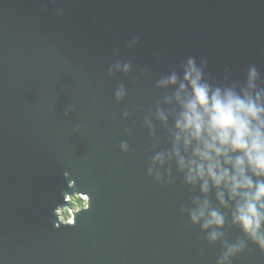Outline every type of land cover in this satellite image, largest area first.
Wrapping results in <instances>:
<instances>
[{
	"label": "water",
	"instance_id": "95a60500",
	"mask_svg": "<svg viewBox=\"0 0 264 264\" xmlns=\"http://www.w3.org/2000/svg\"><path fill=\"white\" fill-rule=\"evenodd\" d=\"M189 57L214 87L252 66L264 87V0H0V264H219L240 240L225 264H264L234 202L153 161L179 112L158 81ZM194 199L223 227L193 223Z\"/></svg>",
	"mask_w": 264,
	"mask_h": 264
},
{
	"label": "clouds",
	"instance_id": "9594fccd",
	"mask_svg": "<svg viewBox=\"0 0 264 264\" xmlns=\"http://www.w3.org/2000/svg\"><path fill=\"white\" fill-rule=\"evenodd\" d=\"M137 37L133 43L138 42ZM207 61L197 64L195 57L182 65V77L172 71L158 81V87L175 86L172 96L179 106L175 118L172 148L158 152L154 162L164 165L175 159L184 173V182L207 194L216 189L219 204L228 208L234 202L232 222L261 251H264V87L255 66L247 70L239 85L213 86L205 79ZM125 65V70L128 69ZM227 79V77H225ZM123 95L118 92L117 96ZM159 120L168 119L157 111ZM127 147V145H122ZM151 175L152 169L149 168ZM159 179V173H157ZM190 210L193 223L203 220L202 228L223 227L225 216L205 199H194ZM222 233L212 231L210 240ZM246 242L240 240L227 247L219 264L242 251Z\"/></svg>",
	"mask_w": 264,
	"mask_h": 264
},
{
	"label": "rangeland",
	"instance_id": "374dc122",
	"mask_svg": "<svg viewBox=\"0 0 264 264\" xmlns=\"http://www.w3.org/2000/svg\"><path fill=\"white\" fill-rule=\"evenodd\" d=\"M83 200H84V203H83V205H77L75 208H72V209H69V208H64L63 209V212H62V209L59 211L60 212V218L61 219H66V220H69V219H71V218H73V211H74V209H79V208H81L82 206H84L86 203H87V200H86V197H85V195H79ZM73 202H76L75 201V199H73L72 200ZM63 215V216H62ZM64 219V220H65Z\"/></svg>",
	"mask_w": 264,
	"mask_h": 264
},
{
	"label": "trees",
	"instance_id": "16d2710c",
	"mask_svg": "<svg viewBox=\"0 0 264 264\" xmlns=\"http://www.w3.org/2000/svg\"><path fill=\"white\" fill-rule=\"evenodd\" d=\"M75 199L76 202H73L72 200ZM84 200L80 197V196H75L73 198H71V204H72V208H75L77 205H83Z\"/></svg>",
	"mask_w": 264,
	"mask_h": 264
},
{
	"label": "built area",
	"instance_id": "2783aa9c",
	"mask_svg": "<svg viewBox=\"0 0 264 264\" xmlns=\"http://www.w3.org/2000/svg\"><path fill=\"white\" fill-rule=\"evenodd\" d=\"M86 197V196H85ZM86 200H87V197H86Z\"/></svg>",
	"mask_w": 264,
	"mask_h": 264
}]
</instances>
